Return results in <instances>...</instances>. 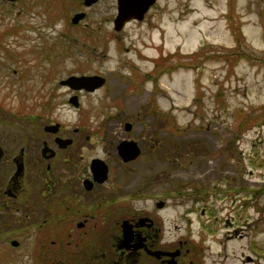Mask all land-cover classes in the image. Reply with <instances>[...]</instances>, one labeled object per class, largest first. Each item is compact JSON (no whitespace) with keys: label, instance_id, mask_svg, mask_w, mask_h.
<instances>
[{"label":"rangeland","instance_id":"obj_1","mask_svg":"<svg viewBox=\"0 0 264 264\" xmlns=\"http://www.w3.org/2000/svg\"><path fill=\"white\" fill-rule=\"evenodd\" d=\"M60 1L0 0V264L64 257L60 216L46 213L52 172L31 157L49 121L67 135L81 128L84 164L100 157L115 169L117 140L143 138L116 186L129 213L162 200L166 226L199 241L204 264H264V0H158L112 38L102 21L101 37L90 35L96 12L80 34ZM82 74L106 81L75 108L60 81ZM244 117L256 119L245 127ZM21 147L22 189L8 196L2 186Z\"/></svg>","mask_w":264,"mask_h":264},{"label":"flooded vegetation","instance_id":"obj_2","mask_svg":"<svg viewBox=\"0 0 264 264\" xmlns=\"http://www.w3.org/2000/svg\"><path fill=\"white\" fill-rule=\"evenodd\" d=\"M130 1L133 2L129 8V15L132 17L124 22L121 30L128 23L145 21L158 0H153V3L147 6L145 4L148 0ZM50 2L47 1V11L51 9L52 2ZM118 2L119 0H62L59 6L62 12H66V18L70 20L71 26L83 28L80 34H84L90 26L89 22H86L90 20V13L96 12V18L93 19L94 24H92V27L96 26V28L93 31H91L92 28L89 29L90 35L93 38L101 37L99 34L103 27L100 25L102 21V23L110 24L109 32H106L107 34L103 37L105 38L106 35V38H112L119 33L115 22L118 15ZM96 8H100L102 20L99 14L97 15ZM77 14L81 15L80 18L73 21ZM65 87L69 92L67 102L75 108L79 107L80 98L90 93L83 89L74 90L67 85ZM71 101H76L78 105L75 106ZM50 125H58L57 130L45 129ZM62 130L64 127L61 123L49 121L45 124L44 134L41 135L36 146L39 153L37 155L33 153L31 156L34 162H45L46 174L52 172V176L47 175L45 181L48 201V212L46 213L51 215L50 221L55 216H60L62 241L57 246H60L65 253L60 264H204L203 248L199 241L183 234L172 235L163 217L159 215L158 211L165 207L164 201L161 207L157 205L159 202L157 201L152 210L143 209L131 214L129 213L131 206L129 202H126L127 199L123 201L116 199L121 195L116 193V186L123 177L126 178V172L122 167L131 162L123 161L118 153V145L123 140H133L136 141L141 151L140 143L143 144V138L139 141L133 138L117 140L115 148L119 162L115 163L116 167L113 169L107 160L101 158L107 165V175L103 181H100L99 174L95 175L91 169L92 159L100 157L91 158L87 164H84L82 155H80L81 158L77 157L81 128L74 127V134L70 135L65 132L60 133ZM123 130L130 131L131 129L126 130L124 127ZM57 138L70 139V142L64 144ZM1 148L3 155L0 162L5 155L4 148ZM24 153L25 150L21 147L17 154L12 155L11 160L15 168L18 162H22L25 168ZM62 154L66 155L64 164L56 168L57 173L53 174L54 161ZM113 170L117 173L114 174ZM13 174L4 183L1 192L14 197L22 189L21 178L24 173L17 178ZM128 187L129 185H125L124 188ZM117 209L120 210L119 213ZM123 220L132 224L131 235L127 241L122 239ZM48 241L51 244L57 242L55 239Z\"/></svg>","mask_w":264,"mask_h":264},{"label":"water","instance_id":"obj_3","mask_svg":"<svg viewBox=\"0 0 264 264\" xmlns=\"http://www.w3.org/2000/svg\"><path fill=\"white\" fill-rule=\"evenodd\" d=\"M13 1V0H10ZM153 3V0H148L146 6ZM133 2L130 0H119L118 2V15L115 19L116 22V30H120L124 24V22L128 19H130L132 16L129 15V8L131 7ZM144 11V8H143ZM81 15H75L73 18V21H77V19L80 18ZM140 17V16H139ZM105 82V78L101 75L97 74H92V75H70L66 79H63L60 81V84L62 85H67L70 88L74 90H87V91H93L94 89L102 86ZM75 98V97H74ZM75 100V99H72ZM75 106H77L76 101H71ZM124 127L126 130H130L132 127V124L129 122H126L124 124ZM58 125H50L45 127V129L49 131H55L57 130ZM58 140L62 141L64 144L70 142V139H59ZM118 153L123 159L124 162L131 161L135 159L139 154H140V148L136 141L133 140H123L119 145H118ZM3 155V150L0 147V159ZM23 163L18 162L16 164L15 172L13 176L15 178L19 177L23 173ZM91 169L92 172H94L95 175L100 176L99 180L103 181L106 178L107 175V165L102 160L101 158H93L92 159V164H91ZM159 207L163 205V201H159L157 204ZM132 224L128 222L127 220L122 221V233H123V241H127L131 235V228ZM12 245H17L18 242L13 240L11 242Z\"/></svg>","mask_w":264,"mask_h":264},{"label":"trees","instance_id":"obj_4","mask_svg":"<svg viewBox=\"0 0 264 264\" xmlns=\"http://www.w3.org/2000/svg\"><path fill=\"white\" fill-rule=\"evenodd\" d=\"M233 31H234L236 34H238V35L236 36V40H238V39L240 38V35H241V33H240V31H239V28H236V27H235V29H234ZM0 44H1V43H0ZM0 46L4 47L3 45H0ZM194 55H195V57H196L197 54H194ZM156 66H159V64L156 63ZM162 68H163L162 66H159V72L163 70ZM259 116H260L262 119L264 118V114H261V115H259ZM245 118H246V117H244V118L242 119V122H241V125H245V127L249 126V125H250L249 123H251L253 119H256V118H252V117H247L246 119H245Z\"/></svg>","mask_w":264,"mask_h":264}]
</instances>
